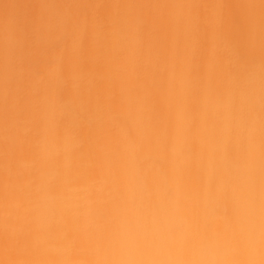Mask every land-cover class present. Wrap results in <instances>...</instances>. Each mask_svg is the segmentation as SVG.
Here are the masks:
<instances>
[{
	"label": "clouds",
	"instance_id": "1",
	"mask_svg": "<svg viewBox=\"0 0 264 264\" xmlns=\"http://www.w3.org/2000/svg\"><path fill=\"white\" fill-rule=\"evenodd\" d=\"M143 2L179 51L142 83L102 58L105 10L0 35V112L6 84L36 109L14 142L0 117V264H264V0ZM129 22L150 43L153 9Z\"/></svg>",
	"mask_w": 264,
	"mask_h": 264
},
{
	"label": "rangeland",
	"instance_id": "2",
	"mask_svg": "<svg viewBox=\"0 0 264 264\" xmlns=\"http://www.w3.org/2000/svg\"><path fill=\"white\" fill-rule=\"evenodd\" d=\"M145 7L153 9L155 18L150 43L139 40L134 24L129 22L138 9ZM230 7L233 16L238 19L242 5L238 0H230ZM95 8L105 10L102 13L105 21L114 20L120 25L118 35L110 36L100 31L96 37L102 58L111 66L114 77L131 75L137 83H142L152 74L153 66L158 69L161 60H167L174 50L178 53L179 40L174 39L172 29L167 23L166 5L146 4L143 0H96L94 4L77 3L73 0H0V35L6 40H14L20 22L35 21L42 10H47L56 24L66 13L91 18ZM179 27L178 23L177 33ZM5 71L7 72V66ZM42 87V84L36 85L38 90ZM14 95L15 90L6 84L3 110L0 112L4 123L2 134L6 138L5 143L14 142L16 139V113L19 111L21 114H35L36 110L32 103H15L11 99Z\"/></svg>",
	"mask_w": 264,
	"mask_h": 264
}]
</instances>
